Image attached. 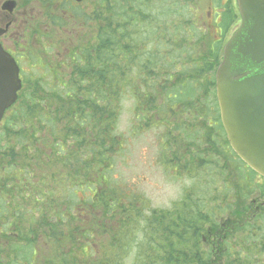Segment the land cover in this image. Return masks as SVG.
<instances>
[{"label": "trees", "instance_id": "obj_1", "mask_svg": "<svg viewBox=\"0 0 264 264\" xmlns=\"http://www.w3.org/2000/svg\"><path fill=\"white\" fill-rule=\"evenodd\" d=\"M124 1L122 6L120 0H95L88 16L103 24L92 36L87 34L78 44L71 45L62 69L53 75L51 92L44 93V84L31 79L17 105L6 114L0 132V172L4 173L0 175V198L8 204L9 214L15 206L18 208L14 212L27 214L30 221L14 219L9 223V214L5 215L8 208H3L0 233L4 238L5 230L13 229L11 235L16 239L9 243L19 248L8 252L0 249L2 255L5 253L0 264H218L214 251L203 242L204 237L226 225H220L219 219L241 203L244 217L248 211L243 201L246 191L251 193V182L256 184L255 191L264 196V182H257V174L234 154L226 140L215 96L214 76L222 57L223 40L237 20L233 1L225 6L219 22L221 39L206 48L209 57L203 66H187L178 72V77L168 74L169 68L159 64L154 46L156 42L161 49L170 38L165 44L157 35L151 41L145 34L128 29L142 27L139 15L152 21L153 26L159 19L168 21L170 14L160 12L156 18L150 14L152 1ZM186 6L178 10L183 12ZM78 15L85 16L81 12ZM188 28L183 33V42L187 43L195 37L191 23ZM155 30L151 27L152 32ZM138 61L144 75L141 73L136 88L127 74L136 71L140 76L141 70L135 65ZM202 72L208 73L203 92L213 90L212 122L222 132L221 143L211 133L212 128L205 125L206 110L202 113L196 107L202 104L194 97L201 89L196 82ZM127 94L135 101L141 99L136 102L139 129L150 127L157 113L172 115L166 119L157 117V123L166 124L167 136L160 148L168 168H174L179 176L197 174L203 166L219 169L218 177L226 190L222 196H214L216 203L211 210L205 211L189 190L171 209L152 210L145 218L148 203H143L144 198L104 175L112 169L113 155L122 144L117 121ZM156 97H165L166 102L157 103ZM173 99L177 104L171 106L167 101ZM190 104L193 105L189 107ZM188 123L197 127V132L189 129ZM197 142L204 152L193 148ZM216 144L226 150L223 154L230 164L223 157L217 160L216 155L221 154L215 152ZM211 153L215 156L211 157ZM49 175L57 188L53 185L44 192ZM229 179L236 185V194L230 201L227 198L233 188L228 186ZM216 190L219 192V187ZM239 226L232 234L247 237V230ZM138 231L142 237L136 236ZM241 245L242 250L248 249L249 241ZM93 246L105 253L98 250L93 254ZM234 247L229 249L227 264H251L250 255L238 251L237 243ZM39 252L41 257L37 259Z\"/></svg>", "mask_w": 264, "mask_h": 264}, {"label": "rangeland", "instance_id": "obj_2", "mask_svg": "<svg viewBox=\"0 0 264 264\" xmlns=\"http://www.w3.org/2000/svg\"><path fill=\"white\" fill-rule=\"evenodd\" d=\"M2 1L3 0H0V5ZM146 1L150 3L152 1L153 9L151 10L150 8L151 13H149L153 17L157 18V14L160 16V12H165L170 14L169 20L164 22L159 19L158 22H154L153 26L156 27L154 33L151 31V27H153L152 21H149L147 18L143 20L142 16L139 15L140 23H143L141 24L143 28L139 25H136L134 28L129 26V31L131 33L139 31L140 33L145 34L146 37H150L149 39L151 41L154 40V36L157 35L159 38H163L165 44L167 39L170 38L168 45H162L161 49H159L157 43L154 42L155 49L158 51L157 60L160 65L162 63L169 68L170 72H168V74H176V77H178V72H183L184 68L187 66L196 64V67H202L206 60V56L208 55L209 57L206 48L210 44L216 42V40H220L222 36L219 31L218 23L214 22V18L212 19L207 13L215 12L216 14H219L221 10L225 9L229 0ZM56 2V0H45L42 3L39 0H32L31 4L28 6V2L21 0V9L26 8L28 13L26 14V18L24 16V19L19 22V25L26 26V20L31 21L29 25H33L32 32L29 33V38L27 40L28 45L26 47V53H28L30 57L24 59L22 62L24 79L28 87L33 79H41L39 82L44 84V86H42L44 93L51 92V89H53V75L56 71L59 72L60 69H62L61 63L68 57L70 52L68 49L71 48V45L74 46L78 44L87 34L92 36L96 28L103 24L101 21L94 20L88 16L91 15L93 8V6L88 7V3L81 7L72 6L73 4H71L72 2L70 1L65 2L59 0L60 3L66 4L57 7ZM137 2L146 3L145 0H137ZM120 4L123 6L126 2L120 0ZM184 4H187V6L183 12H180L178 8L180 6L183 7ZM78 12H83L85 16H79ZM47 13L54 19V23H59L60 25H55L48 17ZM29 15H31L30 19ZM74 15H76V17H74ZM218 21L220 22V20ZM189 23H191L195 29L193 32L195 37L187 43L183 42V33L185 30H189ZM237 25L238 21L235 20L234 23L231 24L223 41L228 39L229 35ZM165 27H168V29H165ZM204 31H207V34H205ZM202 33L203 35H201ZM149 48H153V46L149 45ZM35 59L40 60L42 63L35 61ZM135 65L141 70V72L139 71L140 76L136 75V71H128L127 78H131L130 82H135L136 88H138V82L141 80V76L142 74L144 75V73L143 69L139 66L140 61L135 63ZM164 77L165 76H162L161 78ZM207 78L208 73L206 72H202L198 76L196 85L201 89L194 97L199 98V102H202V104H196V107L198 111L202 113L206 110V119H204V122L206 120L205 125L212 128L211 133L217 138L219 143L223 135L217 127L213 126L212 122V120L215 119V113H213L215 111L213 104V90L210 89L205 93L203 92L204 88H202L206 83ZM36 81L37 80H35V82ZM155 88L156 87L152 90H155ZM139 90H142L140 86ZM155 99H157V103L166 102L165 97H156ZM140 100L141 99H136L135 101V99L129 94L123 98L120 116L117 121V133L122 135V144L120 145L117 154L113 155L115 160L110 164L112 169H110L109 172H105L104 175L108 176L111 182L127 188L130 193L141 195L144 198L143 203H148V211L145 212V218H148L149 213L152 210L171 209L176 202L181 200L185 192L187 193L189 190H191L192 194L199 199V202L202 204L205 211L211 210L212 206H215L216 203L214 196L216 194L222 196L221 194L226 190L221 178L218 177L219 169L211 166H203L197 174L192 172V175L190 176L184 173L179 176L174 168H168V166L164 164V150L160 148V146L163 145L161 143L164 140V137L167 136L166 124L161 125L160 123H157V117L166 119L172 115L165 111L157 113V117H154V121L151 120L150 127L139 129L137 128L139 123L136 120V114L138 112V109H136V102H140ZM167 102L171 106L177 104L175 99ZM192 105L193 104H190L189 107ZM188 124L189 129L197 132L195 129L197 127L192 128V124ZM204 131L205 128L203 129V132ZM180 132L183 135L182 129ZM196 136L197 134L193 138ZM199 144L200 143L198 142L194 143L193 148H198V152H204L205 150H200ZM218 146L219 147H217L216 144V148L214 149L215 152L217 150V152L221 154L216 155L218 156L216 157L217 160L223 157L227 163L228 158L223 154L226 150L220 149V144H218ZM203 147H205V145L201 148ZM87 154H89L88 149ZM210 156L213 157L215 154L211 153ZM82 159L85 160L86 155H83ZM0 175L3 176L4 173L2 172ZM49 177L47 188H44V192H47V189L53 185L54 188H57L56 184H54L53 178L50 175ZM61 185L62 183L59 184V186ZM228 186L233 188V192L229 193V198H227L228 201H230L231 199H234V195L236 194V192H234L236 191V185L233 180L229 179ZM255 186V182H251L248 185L251 193L246 191V200L243 201L249 214L245 215V218L241 217V213L243 212V209L240 208V206L243 207L241 203L238 209L228 213L225 217L222 216L223 219H219V224L221 225L225 222L226 226H223V228L221 227L220 229L211 230L210 235L207 237L209 243L217 244L218 241L220 242L217 247L214 246L215 251L213 254L214 260H217L218 262L216 261V263L218 264H227V262H229V249L233 246L234 250V243L238 242V239H236L238 236L235 237L234 234H232L233 229L235 227L237 228V225H240L239 227H241V229L247 230V233L250 231L249 233L251 236H253V229L256 228V233L259 235L256 245H261L260 248H257V253H259L260 250L261 253L264 254V199L259 198L258 193L255 191ZM216 187H219V192H217ZM223 198L224 197H222V199ZM6 199H8V197H6ZM4 207L8 208L5 210V215L7 216L9 214V206L5 202L2 203L0 198V213ZM17 208L18 207L15 206L10 208L12 211H10V214L7 217L9 219L7 222L9 221V223H11L14 219H18L25 223L29 222L30 220L28 219L29 216L27 214H24L23 212H14ZM259 212H263V216L260 218L258 217ZM252 215L254 216L252 217ZM57 228L58 227H56V229ZM1 229L2 227L0 230ZM12 231L14 230L7 228V230H5L7 237L4 238H2L3 232L0 233V249L5 252L19 248L14 247L13 244L11 245V243H9V241H14L16 239L15 236L11 235ZM136 236L142 237L141 232L138 231ZM241 241H245V236L241 235ZM93 248V254L98 252V250L102 254L105 253V251L100 250V247L93 246ZM4 256L5 253L2 255L0 252V259ZM40 257L41 252L38 253L37 259H40Z\"/></svg>", "mask_w": 264, "mask_h": 264}, {"label": "water", "instance_id": "obj_3", "mask_svg": "<svg viewBox=\"0 0 264 264\" xmlns=\"http://www.w3.org/2000/svg\"><path fill=\"white\" fill-rule=\"evenodd\" d=\"M237 1L242 25L216 72L217 101L232 149L264 177V0ZM21 87L19 68L0 45V123Z\"/></svg>", "mask_w": 264, "mask_h": 264}, {"label": "flooded vegetation", "instance_id": "obj_4", "mask_svg": "<svg viewBox=\"0 0 264 264\" xmlns=\"http://www.w3.org/2000/svg\"><path fill=\"white\" fill-rule=\"evenodd\" d=\"M7 1H14L15 2V10L12 13H9L10 11L6 12L2 9H0V25L7 26L8 31L7 33L0 38V41L4 48L10 52L14 57L21 55L24 56L26 49H23V45H25L24 48L28 45V38L29 33L32 31L33 25H29L31 21L26 20L27 25H19V22H21L24 19V16L26 18V14L28 11L26 8L21 9V0H3L1 3V6L6 3ZM24 2H28V6L31 4L32 0H23ZM40 2H44L45 0H39ZM52 1V0H49ZM57 5V2H56ZM48 15V14H47ZM31 18V15H29V19ZM29 26V27H28ZM21 29V30H20ZM22 50V51H20ZM25 56H28V53H26ZM254 215H252L253 217ZM255 230V229H254ZM258 237H253V243L256 244Z\"/></svg>", "mask_w": 264, "mask_h": 264}, {"label": "bare ground", "instance_id": "obj_5", "mask_svg": "<svg viewBox=\"0 0 264 264\" xmlns=\"http://www.w3.org/2000/svg\"><path fill=\"white\" fill-rule=\"evenodd\" d=\"M223 247V246H222ZM212 254V253H211ZM216 259V258H215Z\"/></svg>", "mask_w": 264, "mask_h": 264}]
</instances>
